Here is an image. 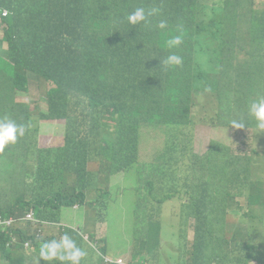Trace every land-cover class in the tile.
<instances>
[{"label":"trees","instance_id":"16d2710c","mask_svg":"<svg viewBox=\"0 0 264 264\" xmlns=\"http://www.w3.org/2000/svg\"><path fill=\"white\" fill-rule=\"evenodd\" d=\"M138 7L159 11L147 24L133 26L126 16ZM5 9L9 13L3 17L7 28L0 38V117L27 126L23 158L32 169L30 191L12 186L9 191L18 200L7 203L6 213L16 204L34 205L38 216L55 219L51 200L65 209L86 206L85 188L92 178L81 177L90 161H100L109 179L133 173L139 196L158 208L184 200L188 216L196 220L194 239L185 241L184 227L180 243L166 253L162 235L153 230L161 228L153 214L162 215L153 208L147 213L136 210L135 221L142 227L133 239L131 263L264 264V170L254 178L251 156L214 143L207 155H192L190 171L202 177L196 185H185L179 173L187 157L174 135L175 127L191 123L198 97L208 90L216 101L215 123L243 119L245 127L255 126L248 107L264 97V8L256 0H0V14ZM161 20L167 22L164 29L158 26ZM175 36L181 37V44L169 47ZM172 54L183 62L165 68L161 62ZM32 82L52 85L42 96L44 105L17 100ZM39 117L65 120L63 147H39ZM148 125L167 135L165 147L154 158L143 155ZM70 176L79 184L74 193L64 190ZM231 190L259 207L258 216L249 220L254 237L244 241L237 239L240 234L232 240L220 235L235 217L227 212L243 210L228 204ZM111 194L106 190L92 201L100 220L113 202ZM220 213L226 214L212 219ZM56 230L34 229V240L26 248V231L0 232V264H37L41 244L62 236ZM14 235L20 248L10 244ZM86 260L81 264H105L103 257Z\"/></svg>","mask_w":264,"mask_h":264},{"label":"rangeland","instance_id":"374dc122","mask_svg":"<svg viewBox=\"0 0 264 264\" xmlns=\"http://www.w3.org/2000/svg\"><path fill=\"white\" fill-rule=\"evenodd\" d=\"M258 2L264 5V0H258ZM49 26L57 28V23H51ZM4 27L5 24L0 23V37L4 35ZM3 44L6 45L7 43L3 42ZM31 77L37 79L34 73L31 74ZM50 86L52 85H46V82H32L30 90L19 95L17 100L44 105L45 100L42 96ZM214 111L215 103L212 95L202 96L200 103L194 109V122L187 128L188 131H192L191 144L195 152L199 154L206 152L212 141L221 142L233 149L241 147L250 153H253V150L258 146L262 154L254 158L252 172L254 178L262 176L264 170V147L259 141H256L258 129L251 128L238 133L237 128L232 126L213 125L211 117ZM36 116L39 115L36 114ZM36 121H39L38 136L42 141V146H55L63 142L65 139V120H45V118L39 117ZM145 131L148 139L143 146V155L154 158L165 147L167 135L164 129L152 125L146 126ZM259 135L264 143V132L259 131ZM3 161H5V157L2 159ZM102 170L103 164L100 161H90L88 163L86 172L81 177V180H84L86 177L92 178L85 188L87 194L86 207L84 210L78 209V206H75L74 209L67 208L59 216L60 225H54L59 226L56 230L58 234L68 229L80 230L82 234L86 235L95 233L97 239L91 240L92 246L85 244L89 250V257L86 261L93 260V262H97L101 254V248L107 247L108 254L104 256L102 263L109 257L114 260L122 258L123 264H129L132 256L133 239H135L139 228L142 227V225L137 226V222L135 221L136 210H144L147 213L153 208L158 215H162L160 218L153 214L154 222L161 223L159 230L155 227L153 230L162 235V244L165 246L166 253L169 252V247L180 243L177 238L180 233L184 234V227L186 228L185 236H183L185 241L194 239L196 235V220L194 217L186 218L184 215L185 209L182 207L184 200L175 199L172 205H170V201H167L164 203L163 208H158L156 204L143 198L141 195L137 196L134 189L137 179L133 173H124L125 175L120 173L119 176H113L109 179L108 172H102ZM78 185L76 177L70 176L64 184V190L68 193H74L75 187ZM106 190L112 191L110 200L113 202L105 213L104 219L100 220L92 201ZM77 192L79 191L77 190ZM246 198L247 196H244L243 193H239L237 190H231V195L227 197L228 204L234 208L240 203L244 207V212L248 214L247 217L242 214H236L238 217L229 218L230 224H237L236 228L243 231L246 229V223L249 224V219L252 218L253 212L249 208L256 207L249 205ZM52 227L50 228V232ZM145 227H148V225ZM262 236L264 237V230ZM104 238H108V242L104 241ZM14 242L17 248L21 247L16 239H14ZM183 242H181V245ZM261 244L264 245V241H261ZM26 245L25 243L24 246ZM97 247L99 248V252ZM37 261L40 260L37 258ZM113 264L120 263L114 261ZM140 264L150 263L148 260H145L141 261Z\"/></svg>","mask_w":264,"mask_h":264},{"label":"clouds","instance_id":"9594fccd","mask_svg":"<svg viewBox=\"0 0 264 264\" xmlns=\"http://www.w3.org/2000/svg\"><path fill=\"white\" fill-rule=\"evenodd\" d=\"M257 6L260 8H264V5H261L258 0H256ZM158 9L152 8L149 10H145L143 7H138L134 11L130 12L126 16V20L129 24L136 26L138 24H141L142 22L147 24L148 23V17L152 15L158 14ZM8 10L5 9L0 14V23L5 24L4 27V35H5V29L7 28V24L3 21V17H6L8 15ZM159 28L164 29L167 27V22L161 20L159 22ZM3 35V37H4ZM0 37V38H3ZM182 42V39L180 36H175L172 39L168 41L169 47L178 46ZM183 62L182 57L172 54L169 55L166 59H164L161 63L165 66V68H168L170 66H177L181 65ZM211 94L215 103V111L214 114L211 117V123L216 126H232L237 128V132L239 133L241 130H249L251 128H257L256 133V141H259L260 144L263 145L264 143L261 140V137L259 135V131L264 132V97L259 98L258 100H253L250 102L248 107V115L250 117H254L256 124L255 126L251 127H245L243 123V119L236 120L233 119L230 121V124L225 125H219L213 121L214 115L216 113V101L214 97V93L212 91H206L202 93L198 99L197 104L193 108L192 113V121L190 124L186 126H179L174 128V135L176 138V141L178 144H180L181 149L184 150L187 162L184 166V171L179 173V177L183 180L185 185L192 186L199 183L200 178L202 177L201 172L195 173L190 171V166L192 163V155L196 154L198 156L207 155L209 148L214 143H219L233 151L235 154H247L254 159L256 156L262 154L261 150H259L258 146L253 150V153H250L249 151L243 149V148H237L233 149L221 142L218 141H212L210 145L208 146V149L206 152L199 154L195 152L193 146H192V131H188L187 128L191 126L194 122L193 116H194V109L195 107L200 103V99L204 95ZM36 116V115H35ZM38 124L37 123V141L39 142V147L42 149H50V148H58L63 147L66 143V139L63 140L62 143H59L55 146H42V141L39 139L38 136ZM27 132V126L24 124H19L15 119L9 118V117H0V232L4 233L7 231L13 232L18 229H21L22 231H26L27 235L25 236L26 240L24 244L28 247L31 245L32 240H34V229H39L42 231V233H48L50 232V228L52 227L51 231L56 230L59 226L54 225H60L59 216L61 213L66 210L64 205H61L59 202L55 200H51L49 202V206L52 209L53 213L55 214V219H48L43 218L41 216H38L37 214V208L34 205L22 207L19 204H16L14 207L13 212L6 213L5 207H7V203H13L18 198L16 195H13L12 192H10V188L12 186H18L20 189L24 188L23 191L25 193H28L31 189V163L30 162H24L23 158V144H22V138L25 136ZM264 150V148H263ZM3 157H5V161L2 162ZM1 172H5V175H2ZM114 176V175H113ZM112 176V177H113ZM119 176V175H116ZM213 181L216 182L215 176H213ZM137 196H139V192L137 191L136 187L134 188ZM247 199V198H246ZM248 200V199H247ZM30 202V197L27 201L24 202V204ZM249 203V201H248ZM172 205V203H170ZM240 205L243 207L240 203H238L236 206ZM251 206L256 207H250L249 210H251L252 217H257L259 212L257 209V205ZM235 206V207H236ZM86 206H78V209L84 210ZM94 209H96L98 218L100 215V210L94 205ZM164 207V205H163ZM182 207L185 209L184 215L186 218H188V212L185 208V204H182ZM75 207L71 208L74 209ZM232 212V211H229ZM244 212V207L241 213ZM228 213V212H227ZM239 213V214H241ZM226 213H220L216 216H213L212 219H217L218 217H221L222 215H225ZM235 212L228 213V215H233L235 217H238ZM104 217L103 213L101 215V218ZM250 220V219H249ZM244 222V221H243ZM229 224L225 225L223 229L221 230L220 235H222L227 240H232L236 234H240L237 236V239L239 241H244L248 239L250 236H253L250 231L248 230L249 224L246 223V229L245 231L236 228L237 224ZM245 223V222H244ZM254 237V236H253ZM97 239L95 233H89V234H82L81 231L75 232V231H63L62 236L59 239L52 240V241H46L41 244L39 249V254H37V258L40 261H37V264L42 263H48V264H81L82 259L86 257L88 259L89 257V250L85 244H88L89 246H92V239ZM14 239L17 241L19 240L18 236H13L11 239L10 244H14ZM254 242L257 244L255 238ZM98 248V247H97ZM99 252V248H98ZM96 254V253H95ZM106 253H103V250L101 248V254L100 257L106 256ZM117 260V259H116ZM112 258L107 257L105 259V264H113L114 261H116ZM129 264H133L129 262ZM252 264H257L255 261H252Z\"/></svg>","mask_w":264,"mask_h":264},{"label":"crops","instance_id":"0c3cea01","mask_svg":"<svg viewBox=\"0 0 264 264\" xmlns=\"http://www.w3.org/2000/svg\"><path fill=\"white\" fill-rule=\"evenodd\" d=\"M2 175H5V172H1ZM116 175H120V173L118 174H115L114 176ZM105 249L106 250V254H108V248L107 247H103L102 250Z\"/></svg>","mask_w":264,"mask_h":264},{"label":"built area","instance_id":"2783aa9c","mask_svg":"<svg viewBox=\"0 0 264 264\" xmlns=\"http://www.w3.org/2000/svg\"><path fill=\"white\" fill-rule=\"evenodd\" d=\"M0 223H1V219H0ZM116 262H118V263H120V264H123V259H122V258H118V259L116 260Z\"/></svg>","mask_w":264,"mask_h":264}]
</instances>
